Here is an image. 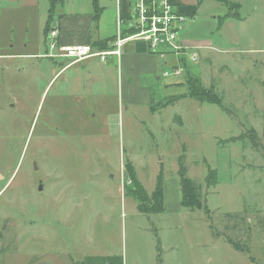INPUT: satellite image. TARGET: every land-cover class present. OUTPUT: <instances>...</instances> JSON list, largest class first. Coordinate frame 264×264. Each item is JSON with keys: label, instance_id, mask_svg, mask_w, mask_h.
<instances>
[{"label": "rangeland", "instance_id": "obj_1", "mask_svg": "<svg viewBox=\"0 0 264 264\" xmlns=\"http://www.w3.org/2000/svg\"><path fill=\"white\" fill-rule=\"evenodd\" d=\"M225 1L198 0L177 36L212 41L187 55L196 51L205 81L219 80L227 64L232 89L213 88L221 104L209 103L191 96L185 80L177 103L153 90L151 113L129 102L116 72L90 92L65 87L82 62L46 85L37 71L52 60L30 53L50 0H0L3 264H79L95 255L123 264H264V0H233L239 8ZM180 161L199 209L180 205ZM129 167L149 196L162 172L163 211L137 208Z\"/></svg>", "mask_w": 264, "mask_h": 264}, {"label": "crops", "instance_id": "obj_2", "mask_svg": "<svg viewBox=\"0 0 264 264\" xmlns=\"http://www.w3.org/2000/svg\"><path fill=\"white\" fill-rule=\"evenodd\" d=\"M172 1L187 16H194L198 0ZM133 2L134 0H59L56 9L60 8L58 10L55 9V16L50 28H57L58 36L56 41L58 44L85 43L93 45V43L104 41L105 39H109V44H111L117 31L116 23L119 19L121 20L122 28H124L123 31H126L128 26L132 25ZM225 3L227 6L230 3L235 4L237 8L240 6V1L226 0ZM229 13L226 10L223 16L236 20L242 18L240 13H233V16ZM223 16L222 18L220 17V21L223 19ZM44 24L42 22L41 32H39L36 39L32 42V53L30 54L39 59L45 57L51 58L52 61L49 60L45 66H39L37 71L38 76L42 78H46L47 76L49 78L46 85L54 79H59L68 69H72L75 64L82 62L81 71H76L75 74H72L71 82H68L69 77H66V81H63L65 87H78V90L86 87L88 89L87 92H90V86L93 81L97 80L106 87L114 79V73L116 72V74L121 76L122 89L125 88L126 97L129 102L135 107V103L139 101L138 104L146 106L152 113V111H155L152 104L153 90L158 89L162 94L165 92V96H170L168 102L173 104L177 103L181 98L179 97L181 93H185L186 88L184 87V83L189 77L198 78L202 86L214 88L221 93L225 92L226 89H232L230 82L235 80L231 79L230 73L226 71L228 65L223 64L219 66L220 74H222L219 80L212 73L211 78L209 75L208 81H205L202 67H200L199 63H196L197 59L193 62L187 55H176L167 50H163V52L152 51L149 49L148 43L142 40L124 42L118 58L110 55L102 62L100 59L95 60V56H90V58L75 63H70V61L63 63L60 59L63 57L49 56L50 48L43 33ZM177 42L190 46L193 50L195 48L201 50L209 47L208 44L210 45L212 41L203 37L193 39L188 35V32H183L180 34V37L177 36ZM41 48H44L45 52L40 53L39 50ZM30 54L21 53L20 55L27 57ZM177 65L182 68L179 75L169 74L166 77L163 76L165 71L169 72V70L176 68ZM166 84L169 85L166 89H163V85ZM63 93L62 91L61 93L58 92L59 97H63ZM100 104L101 106L104 105L103 102H100ZM1 244L2 242H0V249ZM0 264H3L1 254Z\"/></svg>", "mask_w": 264, "mask_h": 264}, {"label": "built area", "instance_id": "obj_3", "mask_svg": "<svg viewBox=\"0 0 264 264\" xmlns=\"http://www.w3.org/2000/svg\"><path fill=\"white\" fill-rule=\"evenodd\" d=\"M133 22L130 27L137 28L134 33L123 35L121 20L117 22V31L110 48L96 49L92 44H58L56 27L49 29L47 42L50 48L49 56L69 58L70 63L82 61L90 56L98 57L104 62L107 56H120L121 48L126 41L142 40L148 43L152 51H171L176 55H187L192 47L177 42V34L187 20V15L176 7L172 0H134L132 9ZM129 28V26H128ZM191 61L198 58L196 51L187 55ZM181 66L165 71L163 76L179 75Z\"/></svg>", "mask_w": 264, "mask_h": 264}, {"label": "trees", "instance_id": "obj_4", "mask_svg": "<svg viewBox=\"0 0 264 264\" xmlns=\"http://www.w3.org/2000/svg\"><path fill=\"white\" fill-rule=\"evenodd\" d=\"M53 2L54 0H50V7L47 12V19L45 21L44 27H43V33L46 39L48 38V32L51 27V23L54 18V13H52L53 10ZM229 7V6H228ZM230 12V11H229ZM230 12L229 14H231ZM234 14H232L233 16ZM238 17V16H237ZM137 28L129 27L126 31H123V35L131 34L136 31ZM114 39V38H113ZM93 48L96 49H105L110 48L111 44H109V39H105L104 41H97L96 43H93ZM187 83L189 84V87L193 90V92L190 94L191 96L196 97L197 99L205 102H214L217 104H221V101L219 100L218 96L215 94V92H211V89H205L200 85V81H198V78H192L189 77L187 79ZM251 138L254 139L253 135H251ZM253 142V140L251 141ZM129 167L128 170V177L131 182H133L134 186L127 188V193L129 195H132L137 201L138 205L137 208L142 212H159L163 211V199H164V193H163V180L164 177L162 175V172L160 171L156 178V184L154 186L153 191L151 192V196H149L139 183L137 179L135 178L133 172L130 170ZM209 174V172L207 173ZM177 176L179 177V187L181 192V200L180 205L182 207H191V208H201L200 200L197 197V192L194 190V186L192 184V180L186 176V168L183 164V162L180 161L179 168L177 171ZM208 180H211L208 175H206ZM215 177V176H214ZM215 182V181H213ZM205 206V210L208 213L210 210L209 208ZM229 242L232 243L233 247L237 250H242V247L239 243L233 240H229ZM158 250H159V242L157 243ZM79 264H123L122 258L118 255H110V256H101V255H95V256H86Z\"/></svg>", "mask_w": 264, "mask_h": 264}, {"label": "water", "instance_id": "obj_5", "mask_svg": "<svg viewBox=\"0 0 264 264\" xmlns=\"http://www.w3.org/2000/svg\"><path fill=\"white\" fill-rule=\"evenodd\" d=\"M39 189H42V186L41 185L39 186Z\"/></svg>", "mask_w": 264, "mask_h": 264}]
</instances>
